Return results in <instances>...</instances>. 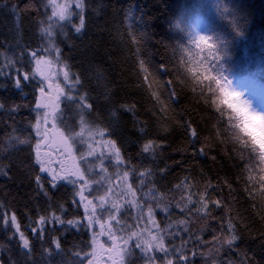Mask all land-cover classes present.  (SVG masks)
I'll return each instance as SVG.
<instances>
[{"label":"snow or ice","instance_id":"obj_1","mask_svg":"<svg viewBox=\"0 0 264 264\" xmlns=\"http://www.w3.org/2000/svg\"><path fill=\"white\" fill-rule=\"evenodd\" d=\"M0 7H7L18 20L20 11H34L41 41L34 49L18 45L20 51L11 56L0 53V77L11 81V87L24 96L29 95L25 88L31 89V100L27 103L0 102V111L9 117L22 108L30 113L22 128L16 126L12 117L13 123L8 125L11 130L6 129L5 135L0 137V156L26 151L35 194L49 203L45 214L37 212L38 219L34 223L29 218L28 227L33 234L30 238L21 230L16 212L0 202V231L8 241L0 243V264H21L14 258V250L23 259V264H198L197 257L206 255L212 259L205 264H217L222 251H237L242 239L241 229L249 233L251 229L239 211L233 215L234 209L227 203L210 196L211 181L194 186L185 178L167 192L162 191L157 187V177H164L168 168L154 169L143 163L137 166L132 162L131 153L125 155L122 152L117 144L120 131L117 111H111L110 123L104 127L89 119L97 113L94 103L90 102L93 98L81 91L84 88L82 78L72 71L60 47V37L64 41L69 39L68 26L77 34L85 29L88 7L85 0H38L25 5L22 10L15 4L8 6L5 3ZM73 17H77L78 22L74 23ZM136 39L138 43L146 44L150 36L141 31ZM180 55L187 66L190 90L197 103L202 102L214 110L216 139L225 146L231 144L237 159L243 162L240 178L244 180V191L249 198L259 203L257 215L262 222L259 234L264 238V152L257 153L238 137H230L229 117L217 105V91L222 81L211 72V61L215 57L203 50L196 54L181 51ZM144 64L141 59L140 67L147 79L148 69ZM8 86L0 82V89ZM152 95L161 104V112H165L163 101L155 92ZM174 96L176 92L172 88L169 98ZM122 108L134 111L126 105ZM176 123L186 133L189 143L201 141L200 133L190 119ZM139 130L144 131L143 127ZM161 147L157 141L147 139L140 153H147L148 158L154 160ZM205 147L208 145L201 146L194 155L205 154ZM0 176H8L4 166H0ZM64 186L71 189L72 218L68 219L64 214L70 211L69 208L60 204V215H57L51 210L50 203V193ZM210 204L215 207L210 208ZM217 208L223 209V215H213ZM177 210L183 216L173 221L172 216ZM81 212L82 216L79 215ZM158 214L165 217L163 226L157 219ZM210 220H216L219 228L213 230L211 240H206L204 234ZM194 224L199 225L195 231ZM56 225L62 226L65 232L75 229L88 234L86 241L73 244L71 261L66 259L67 253L56 235ZM33 240L40 243L39 260H33L36 251ZM202 248L207 251H201ZM239 254V264H250L246 252ZM228 264L236 262L229 259Z\"/></svg>","mask_w":264,"mask_h":264},{"label":"trees","instance_id":"obj_2","mask_svg":"<svg viewBox=\"0 0 264 264\" xmlns=\"http://www.w3.org/2000/svg\"><path fill=\"white\" fill-rule=\"evenodd\" d=\"M30 2L38 0H0V5L15 4L22 10ZM85 2L88 5L85 29L77 34L68 26L69 39L64 41V38L60 37V47L64 59L72 66V71L80 74L82 78L84 88L81 91L87 92L93 98L90 102L94 103L97 113L89 119L104 127L110 123L111 111H117L120 131L117 134L118 138H114H117V144L121 146L122 152L125 155L131 153L132 162L137 166L143 163L154 169L168 168L164 177H157V187L162 191L167 192L185 178L194 186L197 183L203 185L211 181L208 189L210 196L227 203L234 209L233 215L239 211L251 229L250 233L241 229L239 249L233 252L222 251L217 257V264H228L229 259L239 264L241 251L246 252L250 264L252 261L264 264L262 243L264 238L259 234L262 222L257 215L260 206L258 201L251 200L244 191V180L240 178L243 162L237 159L231 144L225 146L216 139L213 128L214 110L202 102L197 103L190 90L187 66L182 62L180 52L174 50L170 44L177 39L173 29L174 20L194 11L208 14L213 0H85ZM224 2L234 10L244 35L236 37L226 26L218 24L214 16L210 17L213 24L223 29L232 41L228 49V58L213 70L231 73L236 84H251L264 92V0ZM36 20L37 14L31 9L20 11L18 20L7 7H0V53L10 56L14 52L18 53L20 51L18 45L36 48L41 43ZM73 22H78V18L73 17ZM141 31L147 32L150 36L146 44L137 42L136 38ZM141 59L148 69L147 79L140 67ZM24 67L27 68V65ZM0 82L9 85L0 89V102L10 104L15 101L17 104H23L31 100L30 88H25L29 95L24 96L18 89L11 87V81L0 77ZM172 88L175 89L176 96L170 99L169 91ZM153 92L163 101L165 112H161V104L152 95ZM122 105L133 108L134 111H124ZM29 116L30 113L24 108L12 114L18 128L26 124V118ZM12 117L0 111V137L5 135L6 129L11 130L8 125L13 123ZM185 119H190L197 127L200 142L189 143L186 133L176 123L177 120ZM141 127L144 129L143 132L139 130ZM147 139L155 140L162 146L157 149L154 160L148 158L147 153H140V148ZM204 144L208 145L205 147V154L194 155ZM213 156L215 160L212 159ZM29 162L26 151L5 153L0 156V166H4L8 173V176H0V202L6 204L10 211L16 212L21 230L32 238L31 228L28 227L29 218L34 223L38 219L37 212L45 214L49 203L46 202V198L35 194L34 180L29 176L30 169L27 167ZM50 195L51 210L60 215L58 206L63 204L65 208L70 209L64 214L65 219L72 218L70 187L64 186ZM209 207L215 206L210 204ZM213 215L217 217L223 215V209H215ZM182 216L178 210L174 211L172 220L175 221ZM157 219L163 226L165 222L163 214H158ZM197 227L199 225L194 224L193 231ZM56 228L58 229L56 235L60 237L62 248L67 253L66 259L71 261L74 258L71 254L74 251L73 244L86 241L88 234L83 231L77 232L75 229L65 232L60 225H56ZM218 228L217 221L210 220L209 229L204 234L205 239L211 240L213 230ZM45 238L48 239L47 233ZM3 242H8L7 237L0 231V243ZM33 246L36 250L33 260H39L40 243L33 240ZM201 251L206 252L207 249L202 248ZM13 256L23 264V259L15 250ZM135 259L133 258L134 261ZM211 259L212 257L208 255L197 257L198 264H205Z\"/></svg>","mask_w":264,"mask_h":264},{"label":"clouds","instance_id":"obj_3","mask_svg":"<svg viewBox=\"0 0 264 264\" xmlns=\"http://www.w3.org/2000/svg\"><path fill=\"white\" fill-rule=\"evenodd\" d=\"M212 16L236 37L244 35L234 10L224 0H213L208 14L194 11L174 20L177 39L170 44L179 52L196 54L203 50L215 57L211 61V72L222 81L217 91V105L229 117L230 137H238L257 153L264 152V96L237 87L231 73L213 70L228 58L232 41L223 29L213 24Z\"/></svg>","mask_w":264,"mask_h":264},{"label":"rangeland","instance_id":"obj_4","mask_svg":"<svg viewBox=\"0 0 264 264\" xmlns=\"http://www.w3.org/2000/svg\"><path fill=\"white\" fill-rule=\"evenodd\" d=\"M43 18V17H42ZM237 87L246 90V91H250L253 94L257 95V96H264V92H262L257 86L251 85V84H236ZM111 171V168L109 169ZM82 216V214H81Z\"/></svg>","mask_w":264,"mask_h":264},{"label":"flooded vegetation","instance_id":"obj_5","mask_svg":"<svg viewBox=\"0 0 264 264\" xmlns=\"http://www.w3.org/2000/svg\"><path fill=\"white\" fill-rule=\"evenodd\" d=\"M81 214H82V212H81Z\"/></svg>","mask_w":264,"mask_h":264}]
</instances>
